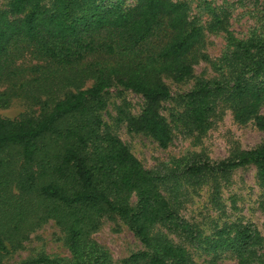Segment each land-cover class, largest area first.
I'll return each instance as SVG.
<instances>
[{"label": "trees", "instance_id": "trees-1", "mask_svg": "<svg viewBox=\"0 0 264 264\" xmlns=\"http://www.w3.org/2000/svg\"><path fill=\"white\" fill-rule=\"evenodd\" d=\"M203 41L186 4L173 0H9L0 8V107L14 97L39 101L35 113L0 116V264L50 220L65 235L73 256L67 264H113L91 240L103 218L122 220L142 245L119 264H193L187 246L264 264L256 226L203 236L162 193L166 176L103 129L106 93L117 83L147 101L131 129L166 147L171 132L155 103L171 93L161 75L188 78L206 60ZM219 63V79L200 80L181 95L183 127L206 131L223 102L236 122L252 120L264 131V35L231 38ZM187 161L185 181L251 164L264 187V140L217 163L201 155ZM156 226L179 242L154 234ZM29 264L63 263L40 256Z\"/></svg>", "mask_w": 264, "mask_h": 264}, {"label": "rangeland", "instance_id": "rangeland-1", "mask_svg": "<svg viewBox=\"0 0 264 264\" xmlns=\"http://www.w3.org/2000/svg\"><path fill=\"white\" fill-rule=\"evenodd\" d=\"M9 0H0L6 8ZM184 2L190 20L204 32L202 50L206 60H198L192 74L176 81L171 74L161 75V81L171 96L155 103L166 119L171 140L160 147L153 138L131 129V119L137 118L147 101L133 90L114 83L106 93V105L100 115L103 129L120 138L145 168L157 169L166 179L162 193L178 215L197 227L204 236H212L223 226L241 227L252 224L264 236V187L258 183L256 169L245 165L227 173H213L200 183L185 181L182 172L187 160L201 155L212 163L230 159L242 150L254 148L264 140V131L254 121L239 124L228 106L219 102L212 125L204 132H187L183 127L184 101L181 97L200 80L219 79L225 72L219 60L231 50V38L246 39L264 35V0H173ZM49 4V0H45ZM89 81L86 86H89ZM5 86H0V91ZM39 101L26 97L11 98L0 107V116L17 118L20 114L38 111ZM264 113V107L261 109ZM135 197L131 199L135 206ZM154 234H164L174 243L179 240L163 227L156 226ZM92 242L104 250L113 264L142 248L129 227L120 219L103 218ZM193 264H237L230 251L205 252L197 246H187ZM40 256L59 263L73 261L64 233L47 221L25 240L21 248L10 252L4 264H29Z\"/></svg>", "mask_w": 264, "mask_h": 264}]
</instances>
